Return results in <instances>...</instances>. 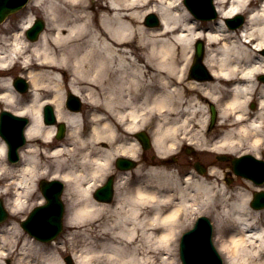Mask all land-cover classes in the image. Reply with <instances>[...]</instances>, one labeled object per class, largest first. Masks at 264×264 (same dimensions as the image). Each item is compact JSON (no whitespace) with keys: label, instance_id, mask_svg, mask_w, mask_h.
Returning a JSON list of instances; mask_svg holds the SVG:
<instances>
[{"label":"bare ground","instance_id":"bare-ground-1","mask_svg":"<svg viewBox=\"0 0 264 264\" xmlns=\"http://www.w3.org/2000/svg\"><path fill=\"white\" fill-rule=\"evenodd\" d=\"M253 4V0H216L221 19L247 14V22L230 29L220 19L205 29L189 14L183 0H34L30 10L44 6L49 20V29L40 40L32 43L26 39L33 14L26 16L11 42L0 40V67L16 64L19 58L24 63L36 62L37 67L29 71L35 88L31 103L16 108L17 113L32 117L27 128L32 143L24 151L26 163L18 170L22 175L15 179L14 210L27 207L36 180L48 172L41 165L37 145L42 140L49 149L55 142L56 124L42 122V106L49 101L55 103L57 119L68 125L69 133L68 140L46 152L57 166L54 174L69 182L66 191L73 183L79 191L80 201L74 212L70 210L68 221L83 226L89 218L97 217L98 222V248L93 245V249L82 251L75 258L79 264H88L91 257L106 264H155L161 254L172 258L165 264H175L172 244L180 214L201 201L219 203V222L227 225L226 231L237 228L229 239L221 236L222 249L232 258L231 263L264 264V254L258 256L264 247V227L253 228L259 222L264 225V212L250 207L249 194H223L225 188L218 191L216 181L189 175L184 187L170 169L153 167L146 172L149 177L130 194L119 197L113 208L91 197V183L108 173L117 155L135 156L139 145L128 136L153 118V143L160 156L174 154L183 140L197 141L202 149L229 153H236L249 138L253 137L255 145L259 142L264 132V83L260 80L264 74V0L259 7ZM149 13L160 15V26L145 24ZM203 37L208 45L205 61L212 76L210 81L197 82L186 75L194 41ZM4 81L8 88L0 101L12 106L19 95L12 89L11 78ZM67 85L88 104L86 112L92 118L88 137L82 127L84 113L64 108ZM42 89L44 92H39ZM43 93L50 99H43ZM257 96L260 107L251 115L249 104ZM208 101L224 104L218 123L224 134L214 143L205 130L208 117L204 103ZM104 143H109L108 148L100 150ZM5 152L1 140V173L6 168ZM214 173L217 171L212 168V179ZM147 204L153 209L144 216ZM109 209L114 211L112 224L103 217ZM246 226L248 230L243 231ZM7 231L0 237L4 253L17 242ZM220 232L222 235V227ZM26 243L29 251L36 246ZM22 252L25 257L26 248ZM0 260L4 264L1 255ZM45 262L63 264L54 256Z\"/></svg>","mask_w":264,"mask_h":264},{"label":"rangeland","instance_id":"rangeland-1","mask_svg":"<svg viewBox=\"0 0 264 264\" xmlns=\"http://www.w3.org/2000/svg\"><path fill=\"white\" fill-rule=\"evenodd\" d=\"M31 13L36 18H39V17L42 18L45 21V23L47 24V30L49 29V20L47 18L44 6L36 7L35 11H31ZM18 14L10 16L7 19V21L0 26V40H1V38H8L9 41L11 40L12 35L14 34V33L13 34H11V33L13 32V30H16L18 28L17 20L21 17ZM16 17H17V19H15ZM20 68H21V65L17 64V66H15L13 69H11V76H12L13 79L15 77H17L19 75V73H21L20 72ZM0 72L3 73V75H0V80H1L0 85H3V84L6 83L4 80H6L8 78H11V76H8V75L6 76V74L9 73L10 71H6L3 68H0ZM66 89H68V88L66 87ZM41 92H44V89H42ZM18 102L21 103L20 101H14V103H12V106H8V105H6V103H4V100H1L0 101V109L5 108V109H8V110H11L12 112H16V108L19 106ZM215 104H216L217 108L220 110L222 104L221 103H215ZM203 108H204V105L202 103L200 109H202L201 112L204 113L205 112V108L204 109ZM204 115H205V113H204ZM204 115L202 117L203 119L205 118ZM205 116H207V115H205ZM217 127L218 126H216V129H218ZM216 129H214V130L211 129V132L214 133L216 131ZM41 141H39L38 145H37V150H38V154L37 155L40 156L41 165L43 164L44 170H46V168H48V166H47L48 163L51 164V165L53 164V161H52L53 159L51 160V158L49 156H47L46 148H45V142L44 141L41 142ZM107 146H108V143H107V145L105 143V144L101 145L99 149L100 150H101V148L104 149ZM254 147H255V145L252 144V140H248V142L246 144V149H253ZM241 150H243V148ZM41 152H42V154H41ZM207 152H210V151H206L205 154H203V152H200L202 154H198V157L196 156L197 154L194 155V156H189V155L185 154V156L183 155L182 157L178 158V160H176V162L170 163L171 165H168L167 167H169L170 170L173 171L174 173H178L179 174V172L183 169V165H189L188 163H190V162L193 163L196 159H198L200 161H204L206 163L208 161H215L216 164H219V166H222L221 165L222 162H220L215 157L216 153L211 152V154H210V153H207ZM155 153L156 152H155L154 148L148 150L147 156H148L149 161H150V162H148V164L160 160L158 158V156H156ZM153 155L156 156L155 161L151 160V157ZM156 166H158V165H156ZM56 167L57 166H55L54 168L51 167V169L48 168V169H50V175H48V176H44L43 175V178H40V180L41 179H50V178H52V175L55 173V168ZM10 171H12V170L11 169H9V170L6 169L5 175L9 177L10 174H13L15 176H18V178H19V176L22 175L20 171H15V170L12 171V172H10ZM136 172H137V170L134 171L133 175H132L133 176L132 180H135V181L138 178V175H137ZM0 180H1L0 191L1 190H6V187H8V184L12 185V183L14 181V180H12V181H3L2 178H0ZM132 180H130V181L129 180L128 181H124V180L123 181H119L117 190L119 192H121L120 194L122 196H127L128 194H130V192H132V188H133L132 185L135 184L134 182H132ZM219 180H220L219 182H216L217 186L219 185L220 187H222L223 185H225V186H228L230 188H232L233 186H236V188L239 187V190H238L239 193L240 192H242L243 194L251 193V191L253 190V188L248 184V182H244L242 179H239V180L235 181L234 182L235 184L230 185V186L228 185V183H225L222 178H220ZM39 181L37 182V184L39 183ZM71 187H72L71 190H73V191H71L72 193L70 192V193H67L68 196L66 195V197L68 199H70L69 200L70 203H68V205L71 204V206H72L74 204L76 206V204L80 201L78 199L79 198V196H78L79 191L74 190L75 183H73V185ZM37 188H38V185H37ZM34 191H36V192L31 195L30 201L27 203L26 209L24 211H21V212L19 211L17 214H15V216H13V215L11 216L13 221H15L16 225H18V227H19V228L12 229V233L13 234L15 233L14 234L15 236H17V233H18L17 240L20 243H19V245L15 244L14 247L8 246L9 249L7 251H11L13 248L17 249V245H18V248L23 246L22 242H24V237L25 236L23 235V231H22L21 227L19 226L20 225V221L27 215V213L31 210V208L36 206L40 202V200L42 199L40 191L39 190L37 191L36 189H34ZM3 198L5 199L6 202L10 203V201L12 200L11 199L12 198V194L10 193L9 197H8V195H4ZM213 208H214L213 205L212 206L206 205L204 208L201 207L200 209L202 211L205 210V212H203V213H206L205 215H209L210 214L209 216H211L215 220V216L213 214L214 213L217 214V210L213 211L214 212L213 214L207 212V209L210 212H212ZM148 209H150L148 204L143 207L144 216L146 215V211L148 213ZM189 210H192V207H190ZM195 211L192 212V213H189V215L184 213L181 216L180 223H179V229L181 231H184V230L189 229L191 227V225H192L191 223L193 221L192 217H193V215H195V213H196ZM96 218L97 217L89 218L87 221H85L86 226H84V227H80L79 225H77V226H79V227H77V226H74L73 224H70L69 228H66L64 233H63V235L61 236V238L64 240V244L61 245V248L58 247V251L55 252V255L53 253V254H51V256H54L56 258H58V257L62 258L66 254H69V253L72 254L73 253L76 256V258H77V257H80L82 251L84 252L86 249L89 250L90 248L93 249V243H94L93 239H94V235H95L94 227H95V224H96V221H95ZM220 224H221L222 228L226 227V224H224L222 222ZM72 226H74V227H72ZM84 228H85V230L83 231ZM81 232H83V233H81ZM222 235H224V232H223ZM15 239H16V237H15ZM220 240H222V239H220ZM215 242H216L217 247H219V245H220L219 243L220 242L218 241V237L216 238ZM5 247L7 248V246H5ZM24 247H26V246H24ZM0 255L2 257H5V253H2V251H0ZM83 255H84V253H83ZM10 257H12V256H10ZM13 257L15 259L17 258L16 256H13ZM62 261H63V259H62ZM177 262H178L177 264H180V262L178 260H177ZM87 263L88 264H99V263L100 264H106V261L97 262V261H95V258L92 259V257H91L90 260H88ZM156 264H159V263H156Z\"/></svg>","mask_w":264,"mask_h":264}]
</instances>
